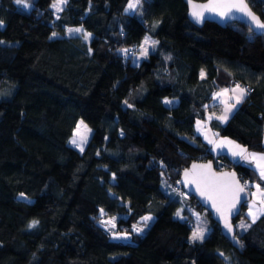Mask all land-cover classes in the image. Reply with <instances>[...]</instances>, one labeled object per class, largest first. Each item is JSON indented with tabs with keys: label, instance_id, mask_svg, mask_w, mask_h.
<instances>
[{
	"label": "trees",
	"instance_id": "16d2710c",
	"mask_svg": "<svg viewBox=\"0 0 264 264\" xmlns=\"http://www.w3.org/2000/svg\"><path fill=\"white\" fill-rule=\"evenodd\" d=\"M53 1L0 0V264H264V214L239 228L242 204L237 249L191 194L173 189L192 161L263 184L212 154L194 123L215 89L247 84L227 121L211 125L264 153V33L237 21L194 25L183 0H140L132 13L129 0H67L57 16ZM247 2L264 21V0ZM69 26L90 38L66 35ZM145 34L156 48L134 63ZM79 118L92 128L82 151L68 143ZM189 205L204 215L202 240L190 238L188 209L177 216ZM100 209L128 240L111 237ZM145 214L153 219L132 234Z\"/></svg>",
	"mask_w": 264,
	"mask_h": 264
},
{
	"label": "snow or ice",
	"instance_id": "6c2138e0",
	"mask_svg": "<svg viewBox=\"0 0 264 264\" xmlns=\"http://www.w3.org/2000/svg\"><path fill=\"white\" fill-rule=\"evenodd\" d=\"M15 2L18 5H23L24 7H28L27 0H15ZM66 3V0H58L57 3H53L52 7L56 9L57 12L61 11V4ZM140 3V0H129L128 9H135L137 5ZM189 4L192 8L191 15L196 19L197 22H200L204 19V10H207L209 12H214L220 17L227 16L230 12L233 10L241 13H245L247 16H249L252 20V22L255 24V26L259 29H264V22H261L258 17H256L248 8V5L246 3V0H210V3L204 4V5H198L192 2V0H189ZM2 23V22H0ZM75 31H80L79 29H76ZM55 35V33L53 34ZM149 38L145 37L144 43L148 44ZM153 45L156 42H152ZM126 51V50H125ZM148 49L144 48L143 55H147ZM203 75V73H202ZM228 92L227 89L223 90L222 93H218L217 95L226 94ZM233 93L238 92L239 96L237 98V102H239L240 99L243 98L246 90L244 88H241L239 85L236 86V88L232 89ZM166 104L171 103V101L165 100ZM232 105L226 107L225 113L231 110ZM219 120H227V114L224 116L217 117ZM199 123V122H198ZM81 125H83V121H81ZM83 127L86 129L87 126L83 125ZM80 133V126L77 127V134ZM86 139V137H81V140L83 141ZM73 144H77L76 139L72 140ZM209 143H214V141H209ZM224 143L231 144V141H221L220 145H223ZM236 147H239L238 145ZM83 149L81 148V151ZM246 152V149H241L240 152H233V155H241L243 156ZM250 156L251 160L256 161V167L260 169V177L261 179H264V154L258 155L256 153H250L248 156H245V159H248ZM197 169H200V171H197ZM224 177L230 176V180L226 182H221L220 177L217 176V174L211 172V165H193L192 166V172L189 173L188 171L185 172V177L191 176V179L189 180L190 183H195L198 186L202 185L203 187L198 189L201 191V195H207L209 199L218 198L222 205L225 207L222 209L220 206H217V211H226L229 214L231 213L232 209L235 208L236 203L240 201V193L244 191V188L240 186L239 181L235 179V174H221ZM257 188L259 189V185H257ZM262 196H264V192L260 193ZM261 204H264V200H261ZM257 211H260L259 209ZM103 214V210H101ZM180 213L178 212L177 215ZM249 215L253 216V220H255V214L252 211V207L249 208ZM145 221L151 219V217H144ZM37 222L33 221L34 226ZM106 223H111V221H107ZM229 231H231V225L226 223L225 225ZM113 227L115 225L113 224ZM241 227H245L244 224H241ZM137 231H141V229H136ZM204 238V235L200 231L193 232L192 239L193 240H202Z\"/></svg>",
	"mask_w": 264,
	"mask_h": 264
},
{
	"label": "rangeland",
	"instance_id": "374dc122",
	"mask_svg": "<svg viewBox=\"0 0 264 264\" xmlns=\"http://www.w3.org/2000/svg\"><path fill=\"white\" fill-rule=\"evenodd\" d=\"M57 2H58V0H54L51 3V7H52L53 3H57ZM27 4H28L27 8H29L30 7V3L28 2V0H27ZM128 4H129V1H128L127 5L125 6L124 10L126 12H130V13L134 12V10L136 8L135 9H128ZM64 5H65V3H62L60 5L61 8ZM21 6H23V5H21ZM53 11H54L55 16H57L58 13L60 12V11L57 12L55 8H53ZM76 29H79L80 31H75ZM80 32H83V34L85 35V37L87 39L90 38L91 34L89 32H87V31H84L82 29V27H80V26H69V27H66V29H65V34L66 35H74V34H78ZM52 36H56V35L52 34ZM145 37L149 38L148 44L144 43ZM152 42H156V39L152 38L149 34H145L143 39L141 40L140 45L138 46V48L133 53V62L134 63L140 62L142 59L146 58L151 51L155 50L157 42L154 45H153ZM144 48L148 49L147 55H143L142 54L143 51H144ZM81 121H83V125L87 126L86 129L83 127V125H81ZM78 125L80 126V133L79 134H77ZM91 132H92V128L89 127L84 122V120L82 118H79L77 120L76 124H75V127L73 129L72 135L68 139L69 145H71L72 147H74V148H76V149L81 151V148L83 149L85 144H86V142L88 141V139H89V137L91 135ZM82 136L86 137V139H84L83 141L81 140ZM73 139H76L77 144H73L72 143ZM218 139H220V140L219 141H214V143H212L211 146H210V149H211V151L213 152L214 155H216L217 153L221 152L222 150H226L227 152H229V154H231L233 156L232 157L233 159L239 160L240 157L242 158L241 155H233V152H240L241 149H246L244 147V145L240 144L239 142H237V141H235V140H233V139H231V138H229L227 136H219ZM221 141H231L232 143L231 144L224 143L223 145H220ZM237 145L239 147H236ZM245 154H244V156H245ZM256 184L259 185L260 183L259 182L257 183L256 181H252V183L249 184L248 187L246 188L250 192V195L252 193V187H254L253 185H256ZM161 187H162V189H165V190L167 188L166 187L165 177L162 178ZM182 196H183V199H187V197H188L187 196V192L186 193H182ZM19 198H24L25 199V197L23 195H21V194L19 195ZM191 207H192L191 205L187 206L186 208H184L182 206L179 209V211H178L180 214L177 215V216H179L182 219H186L187 218L186 217V214H187L186 210L188 209L189 214H187V215H190V219L193 221V227H192V232H191L190 238H191L192 241H194L192 239L193 232L200 231V232L203 233V235L205 237L207 235L209 229L205 225L204 221L202 220V218L205 220V218L203 217L204 215L202 213H200L198 210L193 209ZM183 209H185V211H186L185 214H181V211H183ZM101 210H103V209L99 210V221L104 224L105 229L108 231V233L111 235V237L112 238H116V239H121V240H128L129 239V233L128 232L121 231V230H116V224H117L116 215H108L104 210H103V214H102ZM144 217H151V219H152L153 216L151 214H145L137 222L133 223V225L135 227L141 229V231H144L145 228L147 227V224H149L150 221H151V219L145 221L143 219ZM107 221H111V223H106ZM113 224L115 225V227H113ZM241 224H243V223L242 222H237V225H238L239 228H245V227H241Z\"/></svg>",
	"mask_w": 264,
	"mask_h": 264
},
{
	"label": "water",
	"instance_id": "95a60500",
	"mask_svg": "<svg viewBox=\"0 0 264 264\" xmlns=\"http://www.w3.org/2000/svg\"><path fill=\"white\" fill-rule=\"evenodd\" d=\"M183 1L187 7V17L194 25L201 26L204 24L205 21H211L221 26H224L228 22L237 21L247 25L256 34L264 33V29L257 28L249 16H247L245 13L237 12L235 10L230 12L225 17H220L214 12H209L207 10H204V19L200 22H197L196 19L191 15L192 8L191 5L189 4V0H183ZM192 2L198 5H204L210 3V0H192ZM246 3L248 5L249 10L256 17H258L261 22H264L261 16L251 8L247 0ZM194 164L195 165L210 164L211 172L217 174V176L220 177L221 182H226L230 180V176L224 177L221 174H233V173L235 174V179L239 181V184L244 188V191L240 193V201L236 203L235 208L232 209L230 214L226 211H217V206H220L222 209L225 207L224 205L221 204L220 200L215 197L214 199H209L207 195H201V191L198 189L202 188L203 186L202 185L198 186L195 183H190L189 180L191 179V176L187 178L185 177L186 171H188L189 173L192 172V166ZM197 171H200V169H197ZM179 180L181 182L183 189L187 193L191 194L198 201V203H200L202 207H204L207 211H209L211 218L219 226L222 235L225 238H227L235 248L240 249L241 243L239 242V239L236 236V227L233 222V219L240 213L242 204L246 203L250 199V192L242 184L237 172L234 169H228V168L216 169L212 161H192L187 167H185L180 172ZM226 223L231 225V231H229V229L225 226Z\"/></svg>",
	"mask_w": 264,
	"mask_h": 264
},
{
	"label": "crops",
	"instance_id": "0c3cea01",
	"mask_svg": "<svg viewBox=\"0 0 264 264\" xmlns=\"http://www.w3.org/2000/svg\"><path fill=\"white\" fill-rule=\"evenodd\" d=\"M234 88H236V86H226V87L215 89V91L212 94V99L208 103V111L206 113L205 118L202 120H197L194 123L195 134L200 136L201 140L203 142H205L208 150L212 154H213V152L210 149V146L212 143H209V141L210 140L211 141H219L220 139H218V138H219V136H222V135H218L217 130L212 127L211 122L216 121L219 123H225L227 120L222 121V120L217 119V117L224 116L225 114H227V119H228L230 114L235 110V108L237 106H239V104L242 102V100L245 97V94H244L243 98L240 99L239 102H237V98L239 96V93L238 92L233 93L232 89H234ZM225 89L228 90V92L226 94L217 95L218 93H222L223 90H225ZM230 105H232L233 107H231L230 111L225 113L226 107H228ZM219 153H225L232 160L238 161L243 165L251 167L255 171V173L258 175V177L261 179L260 169H258L256 167V161L251 160L250 156L248 159H245L244 157L248 156L250 153H256L258 155H262V154H264L263 152L253 151V150H249L246 148V152H245L246 154L244 153L245 156L243 155L242 158L240 157L239 160L233 159L232 158L233 156L231 154H229V152H227L226 150H222ZM219 153H217V154H219ZM261 180L263 181V184H259L260 185L259 189L257 188L258 184L253 185L254 187H252V193H251L250 199L246 202V209L244 211L246 218L244 221H241L245 225V228L247 226L251 225L252 223H254L255 221H257L264 214V204H261V200H264V196H262L260 194V193L264 192V179H261ZM250 207H252V211L255 214V217H256L255 220H253V216L249 215V208ZM258 209L260 211H257ZM152 219H153V217H152ZM179 219L184 220L180 217H179Z\"/></svg>",
	"mask_w": 264,
	"mask_h": 264
},
{
	"label": "built area",
	"instance_id": "2783aa9c",
	"mask_svg": "<svg viewBox=\"0 0 264 264\" xmlns=\"http://www.w3.org/2000/svg\"><path fill=\"white\" fill-rule=\"evenodd\" d=\"M130 52H131V51L128 50V53H130ZM237 85H239L241 88H244V89L246 90L245 95H248V94L250 93L251 88H250L247 84H242V83H240V82L237 81V80H233V81L231 82V86H237ZM203 106H207V103H205ZM213 160H214V163H215L216 165H222V164H223L222 159H220V158H218V157H216V156L213 158ZM241 182H242V184L244 185L245 188H247L248 185L252 183V181H250V179H249L248 177H241ZM173 189H174L177 193H183V187H182V185H181L180 180H178L177 184L174 185ZM191 222H193V221L191 220ZM136 229H137V227H135L134 225H132V226H131V233H132V234H137L139 231H137ZM138 229H139V228H138Z\"/></svg>",
	"mask_w": 264,
	"mask_h": 264
}]
</instances>
